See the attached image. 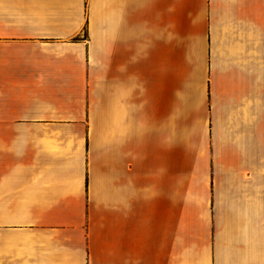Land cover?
Returning a JSON list of instances; mask_svg holds the SVG:
<instances>
[{
	"label": "crops",
	"instance_id": "1",
	"mask_svg": "<svg viewBox=\"0 0 264 264\" xmlns=\"http://www.w3.org/2000/svg\"><path fill=\"white\" fill-rule=\"evenodd\" d=\"M0 264H264V0H0Z\"/></svg>",
	"mask_w": 264,
	"mask_h": 264
}]
</instances>
